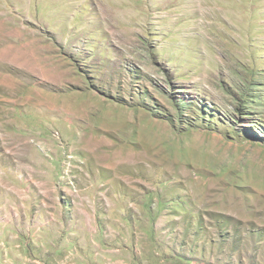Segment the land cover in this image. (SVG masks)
<instances>
[{"label": "rangeland", "instance_id": "1", "mask_svg": "<svg viewBox=\"0 0 264 264\" xmlns=\"http://www.w3.org/2000/svg\"><path fill=\"white\" fill-rule=\"evenodd\" d=\"M0 264H264V0H0Z\"/></svg>", "mask_w": 264, "mask_h": 264}]
</instances>
